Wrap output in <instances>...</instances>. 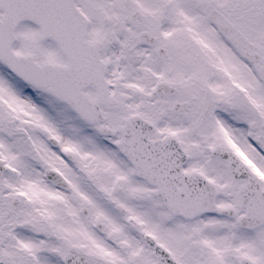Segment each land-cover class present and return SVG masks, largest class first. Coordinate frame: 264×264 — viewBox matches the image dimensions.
<instances>
[{
  "label": "snow or ice",
  "instance_id": "obj_1",
  "mask_svg": "<svg viewBox=\"0 0 264 264\" xmlns=\"http://www.w3.org/2000/svg\"><path fill=\"white\" fill-rule=\"evenodd\" d=\"M0 264H264V0H0Z\"/></svg>",
  "mask_w": 264,
  "mask_h": 264
}]
</instances>
